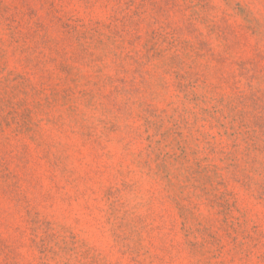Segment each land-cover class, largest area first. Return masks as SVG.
Segmentation results:
<instances>
[{
	"label": "rangeland",
	"instance_id": "rangeland-1",
	"mask_svg": "<svg viewBox=\"0 0 264 264\" xmlns=\"http://www.w3.org/2000/svg\"><path fill=\"white\" fill-rule=\"evenodd\" d=\"M0 264H264V0H0Z\"/></svg>",
	"mask_w": 264,
	"mask_h": 264
}]
</instances>
